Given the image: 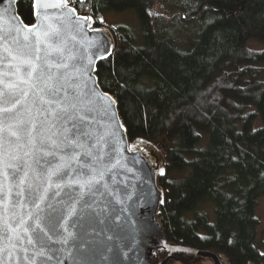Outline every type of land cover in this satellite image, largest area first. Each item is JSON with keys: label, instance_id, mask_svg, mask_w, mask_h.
<instances>
[{"label": "trees", "instance_id": "1", "mask_svg": "<svg viewBox=\"0 0 264 264\" xmlns=\"http://www.w3.org/2000/svg\"><path fill=\"white\" fill-rule=\"evenodd\" d=\"M163 1L69 0L97 26L109 10L138 17V40L127 26L105 25L115 45L95 71L131 140L168 143L159 213L168 242L208 250L221 264H264L254 214L264 192V0H180L170 14L158 10ZM17 10L34 23L33 0H18ZM163 17L202 25L183 45L163 31ZM250 38L262 48H250ZM204 201L215 221L198 211ZM167 262L215 264L176 251Z\"/></svg>", "mask_w": 264, "mask_h": 264}, {"label": "water", "instance_id": "2", "mask_svg": "<svg viewBox=\"0 0 264 264\" xmlns=\"http://www.w3.org/2000/svg\"><path fill=\"white\" fill-rule=\"evenodd\" d=\"M17 2L0 0V264H168L175 251L207 255L221 264L208 250L172 245L166 239L159 219L166 198L160 185L166 172L164 154L149 139H130L118 102L101 87L95 71L113 51L111 31L97 26L92 15L80 13L69 0H33L36 18L28 24ZM21 51L30 54L23 58L33 64L69 65L80 98L78 115L90 122L91 141H84L79 157L51 177L45 172L51 167L46 163L52 159L47 155L51 149L41 144L55 139L53 129L46 127L30 141L17 140L8 131L10 126L18 132L17 121L31 117L38 98L21 83V77L27 79ZM21 89L29 94L16 104ZM85 151L91 157L85 158ZM97 155L99 167L90 164ZM59 156L67 160L69 153L59 152L54 164ZM21 164L17 179L13 173ZM98 171H103L102 181ZM64 172L68 175L58 179ZM30 187L40 191L30 195ZM38 196L43 199H36V207ZM69 207L74 208L71 214ZM20 217L27 233L17 226ZM161 251L169 254L161 259Z\"/></svg>", "mask_w": 264, "mask_h": 264}, {"label": "snow or ice", "instance_id": "3", "mask_svg": "<svg viewBox=\"0 0 264 264\" xmlns=\"http://www.w3.org/2000/svg\"><path fill=\"white\" fill-rule=\"evenodd\" d=\"M27 55L30 54L21 51L20 63L23 66V75L27 76V79L21 77V83L29 85L30 90H35L38 98L31 117L27 120L17 121L18 132L12 131L10 126L8 131L17 140L30 141L34 135L38 137L46 127L53 129L51 135L55 136V139L51 143L41 144L42 148L51 149L47 155H50L52 159L46 161L51 167L45 169L47 176L51 177L60 173L72 160H76L79 157V150L84 148V141H91L90 122L87 120L86 115H78V112L81 111L79 107L80 98L77 96L75 81L69 71V65L67 63L57 65H49L48 63L33 64L30 59L23 58ZM36 59L38 60L39 57H36ZM19 71L18 67L17 72ZM38 84L42 86L37 87ZM9 87H12V85H9ZM20 92L21 98L16 99V104H20L21 99L29 94V91L24 89H21ZM16 104L13 105V108H15ZM5 111H10V109H5ZM59 152H67L69 156L67 160L65 156H59L60 162L54 164ZM84 155L85 158L91 157V153L88 151H85ZM100 163L101 158L99 155L90 161V164H95L97 167H99ZM23 167V164H21L19 171L14 170V177L19 179V172L23 171ZM87 170L91 173L92 167H88ZM66 175L68 173L64 172L63 175L57 178L63 179ZM96 175L99 176L100 181L104 179L103 171H98ZM20 183L22 184L24 181L21 179ZM39 191V188L30 187V195ZM36 199L42 200L43 196H38L33 200L35 206L38 207ZM73 211L74 208H68L69 214ZM64 219H67V217H64ZM24 224V218L20 217L17 226L23 228V231L27 233V228L23 227ZM31 226L29 225V227ZM9 227L10 225L5 226V233H7ZM13 232H15V229H13ZM37 236L40 239V233H37ZM29 242L31 243V241ZM40 242L42 247L46 246L42 239H40Z\"/></svg>", "mask_w": 264, "mask_h": 264}, {"label": "rangeland", "instance_id": "4", "mask_svg": "<svg viewBox=\"0 0 264 264\" xmlns=\"http://www.w3.org/2000/svg\"><path fill=\"white\" fill-rule=\"evenodd\" d=\"M180 4V0H164L161 5H158L159 11H164L167 14H170L173 9H177ZM101 21L103 24L109 26H127L130 28V30H133V34L135 38L138 40L140 39V30L141 26L139 25L138 17L135 13L134 9H126V10H120V11H111L102 13L100 15ZM162 29L165 31L166 34H169L173 37H177V39L185 45V42L189 35H194L196 31L200 28L202 23L200 21H194V20H180L177 18L174 19H166L162 18ZM104 25V26H105ZM106 27V26H105ZM108 28V27H107ZM248 45L250 48H253L255 50H258L262 48L263 44L262 42H259L258 40L254 38H250L248 41ZM154 144H160L162 147L160 148L161 153L163 154V148H166L168 146L167 141L162 138L158 140ZM158 146V145H157ZM199 212H206L211 221H215V212H214V206L210 201H204L200 203L198 206ZM254 214L258 218V226H257V246L259 247V250L264 253V192H261V194L258 196L256 200V206L254 210ZM168 255V254H167ZM166 255V256H167ZM165 256V257H166ZM163 257V258H165ZM161 258V257H160ZM161 258V259H163Z\"/></svg>", "mask_w": 264, "mask_h": 264}]
</instances>
